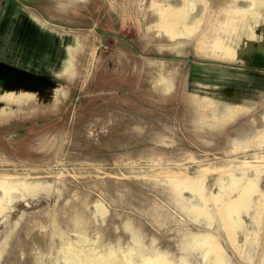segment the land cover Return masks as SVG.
Returning <instances> with one entry per match:
<instances>
[{
  "label": "rangeland",
  "instance_id": "obj_1",
  "mask_svg": "<svg viewBox=\"0 0 264 264\" xmlns=\"http://www.w3.org/2000/svg\"><path fill=\"white\" fill-rule=\"evenodd\" d=\"M0 264H264V0H0Z\"/></svg>",
  "mask_w": 264,
  "mask_h": 264
}]
</instances>
